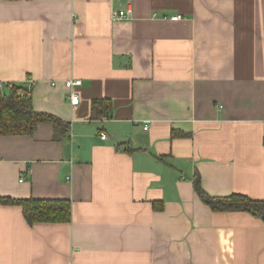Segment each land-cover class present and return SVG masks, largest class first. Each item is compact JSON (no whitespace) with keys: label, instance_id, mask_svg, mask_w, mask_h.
<instances>
[{"label":"crops","instance_id":"1","mask_svg":"<svg viewBox=\"0 0 264 264\" xmlns=\"http://www.w3.org/2000/svg\"><path fill=\"white\" fill-rule=\"evenodd\" d=\"M0 81L68 124L0 135V197L71 202L0 203V264H264V221L193 187L264 199V0H0Z\"/></svg>","mask_w":264,"mask_h":264},{"label":"trees","instance_id":"2","mask_svg":"<svg viewBox=\"0 0 264 264\" xmlns=\"http://www.w3.org/2000/svg\"><path fill=\"white\" fill-rule=\"evenodd\" d=\"M10 83L0 88V135H31L40 122L50 123L55 137L68 130V124L55 115L37 111L32 106L29 88ZM112 107L107 99L92 101V115L107 116ZM193 187L199 198L213 211H245L264 221V199H253L241 193L212 196L200 184L199 175L193 177ZM0 203L15 204L22 208L29 224L65 223L71 219L69 199L34 198L13 199L0 197Z\"/></svg>","mask_w":264,"mask_h":264},{"label":"built area","instance_id":"3","mask_svg":"<svg viewBox=\"0 0 264 264\" xmlns=\"http://www.w3.org/2000/svg\"><path fill=\"white\" fill-rule=\"evenodd\" d=\"M130 14V9H119V10H114L111 13V18L113 20H120L123 18H126L128 15ZM179 18L178 15L176 16H172L171 19L172 20H177ZM64 86L67 88V90L69 91V98H70V103L72 105H77L78 101H79V97L78 95L75 93L74 89L81 85V79H77V78H70V79H66L63 81ZM10 85V83H6V82H2L0 81V88L6 87ZM100 137L102 139H105L107 137L106 133L101 132L100 133ZM22 180V179H21Z\"/></svg>","mask_w":264,"mask_h":264},{"label":"water","instance_id":"4","mask_svg":"<svg viewBox=\"0 0 264 264\" xmlns=\"http://www.w3.org/2000/svg\"><path fill=\"white\" fill-rule=\"evenodd\" d=\"M24 88H26V89H27V87H24Z\"/></svg>","mask_w":264,"mask_h":264}]
</instances>
